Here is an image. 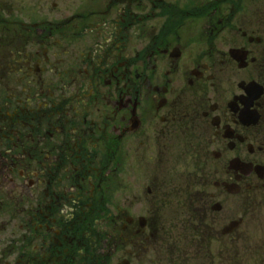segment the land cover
<instances>
[{"label":"flooded vegetation","instance_id":"af4514ba","mask_svg":"<svg viewBox=\"0 0 264 264\" xmlns=\"http://www.w3.org/2000/svg\"><path fill=\"white\" fill-rule=\"evenodd\" d=\"M0 264H264V0H0Z\"/></svg>","mask_w":264,"mask_h":264}]
</instances>
